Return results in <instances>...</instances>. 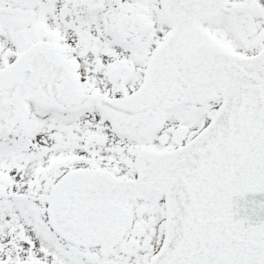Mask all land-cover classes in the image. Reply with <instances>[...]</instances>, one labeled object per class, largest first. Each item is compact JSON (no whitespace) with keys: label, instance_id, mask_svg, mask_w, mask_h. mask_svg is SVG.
Wrapping results in <instances>:
<instances>
[{"label":"snow or ice","instance_id":"snow-or-ice-1","mask_svg":"<svg viewBox=\"0 0 264 264\" xmlns=\"http://www.w3.org/2000/svg\"><path fill=\"white\" fill-rule=\"evenodd\" d=\"M0 264H264V0H0Z\"/></svg>","mask_w":264,"mask_h":264}]
</instances>
